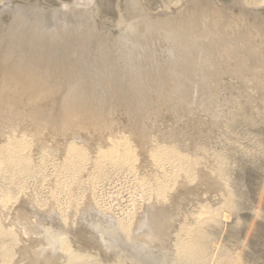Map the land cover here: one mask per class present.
<instances>
[{"label":"rangeland","instance_id":"1","mask_svg":"<svg viewBox=\"0 0 264 264\" xmlns=\"http://www.w3.org/2000/svg\"><path fill=\"white\" fill-rule=\"evenodd\" d=\"M22 1L28 0H18ZM37 1L48 7L61 0ZM210 1L225 12V24L215 27L217 38L224 34L223 28L229 37L256 22L262 29L258 41L264 45V0H245L239 5L235 0ZM119 2L123 13L134 11L132 15L121 14L129 17L126 21L119 19ZM91 3L95 13L91 19L102 32L113 38H136L141 43L146 39L151 48L159 45L156 47L161 49L158 41L163 37L156 31L151 33L149 20L156 26L171 27L165 17H173L183 0ZM245 11L253 13V22ZM0 48L1 54L4 47ZM13 53L15 60L19 53ZM242 58L245 74L261 67L254 65L258 57L251 50H243ZM154 60L141 63L138 75L144 86L134 88L137 90L130 95L133 103L121 90L112 93L108 88L109 99L103 110L97 107L101 113L96 114H102L98 120L102 125L112 121L115 126L102 139L91 130L72 136L69 144L85 153L83 162H66L68 144L48 131L36 135L23 125L9 135L24 140L18 151L27 162L16 166L5 161L0 167V264H46L34 262L36 251L53 253L55 264H139L126 250L132 251L135 243L149 248L147 239L160 210L167 214L163 239L156 250L162 256L161 264H264V77L258 78L260 85L240 84L230 74V60H221L215 64L220 76L215 83L224 88L216 84L208 87L201 80L198 87L207 90L193 89L186 96V86L179 91L177 85L167 82L164 96H158L152 87L153 73L163 64ZM140 98L145 100L143 104H139ZM84 113L82 110L77 115ZM2 136L1 149L9 143ZM121 138L127 140L128 152L120 146L113 161L99 159L100 152L110 149V141ZM156 149L162 153L158 162L151 157ZM182 188L195 192L177 199L175 194L179 197ZM19 208L28 212L25 226L32 239H42L43 245L36 247L23 234L15 218ZM151 215L150 230L145 219ZM121 227H127V232ZM74 230L89 232L101 246L71 235L69 231ZM182 239L202 244L195 258L175 251Z\"/></svg>","mask_w":264,"mask_h":264},{"label":"bare ground","instance_id":"2","mask_svg":"<svg viewBox=\"0 0 264 264\" xmlns=\"http://www.w3.org/2000/svg\"><path fill=\"white\" fill-rule=\"evenodd\" d=\"M30 1L32 2L0 0V46L4 47V52L0 54V132L2 131L0 136L3 134L5 140H9L6 146L0 148V167L5 161H10L16 166L26 164L27 159L18 151L25 145H23L24 140H18L19 136L17 139L9 137L18 127L22 126L23 129V125L30 127L32 134L39 135L42 131H48L52 137L64 139L66 145L68 144L66 162L70 164L83 162L86 158L85 153L77 146L69 144L72 136H83L81 132L91 130L97 133L99 139H102L103 134L115 126L109 120L103 125L98 121L102 118V114L97 107L104 109L109 99L108 88H112V93L121 90L133 103L130 95L137 90L134 88L144 86L143 79H140L138 75V71L143 68L141 63L144 60L154 58L153 62L163 64L162 67H158L156 74L153 73L155 83L152 87L158 96H164L163 90L167 82H170L169 85L171 84L172 87L177 85L179 91L186 86V96H189L188 93H191L193 89L199 91L201 89L205 92V87H198L201 80L208 87L216 84L219 88H224L219 83H215L216 77H220L214 70L217 68L215 64L221 60H230L228 61L231 65L230 74L240 84L252 82L260 85L258 78L264 77V45L258 41L262 29L256 22L251 21L254 16L249 11H245V14L254 23L253 27L249 29L245 27V30L229 37L223 28L224 34L217 38L219 33L215 32V27L225 24V12L210 0H183L173 17H165L168 22L166 24L171 27L163 28L160 24L156 26L153 20H149L147 27L151 33L156 31L163 37L158 41L161 49H157L156 46L159 45L151 48L146 39L141 43L136 38L125 36L113 38L102 32L103 29H99L91 19L95 14L93 3H91L93 0H61L60 3H51L48 7L44 2ZM235 1L239 5L245 0ZM90 3L92 6L87 7ZM97 4L99 7L102 6L101 3ZM116 8L119 10L120 21L129 18L126 15L122 17L121 14L132 15L134 12L123 13L120 2ZM155 20L162 21L160 18ZM217 20L219 22L216 24ZM150 36L154 40V35L150 34ZM220 39L230 41L222 43ZM242 49L257 53L258 62L254 65L261 67L254 68L245 74L244 65L240 62L243 59ZM13 52L19 53L15 60H13ZM185 52L188 56L190 54V57ZM201 74L202 77H200ZM249 77L253 79L249 81ZM140 101L142 102L139 104H143L145 100L140 98ZM56 109L58 112L53 115ZM82 110L85 112L84 115H77ZM90 111L95 112L89 113ZM98 111L99 115L96 114ZM5 116H8V119H5ZM43 123L44 125H41ZM4 129L8 130V133L5 132L6 135H4ZM110 142V149L100 152L99 159L113 161L118 147H126V152L130 149L125 138ZM161 156L162 153L157 149L151 153L155 162H158ZM184 162L181 159V163ZM194 192V189L182 188L178 192L179 197L176 194L175 196L177 199L187 198ZM15 216L16 221L22 225L23 234L30 238L29 241L36 247L43 245L42 239H36V237L32 239L30 229L25 226L28 212L19 208ZM166 218L165 211L160 210L157 215L158 222L150 238L147 239L150 242L149 248H140V245L137 246L135 243L132 251L126 250L127 255L136 257L139 264H161L162 256L157 254L156 250L163 239ZM153 219V215L145 219L150 230ZM121 230L127 232L128 228L121 227ZM69 233L80 237L83 241L95 242L101 246L98 238L91 236L89 232L74 230ZM197 238L202 239L201 236ZM116 243L117 240L114 244ZM201 247L202 244L196 240L185 243L182 239L178 241L174 249L178 254L191 259L197 256ZM101 248L107 255L106 250ZM111 251L113 253L115 250ZM64 252H68L65 247ZM52 254L36 251L33 257L34 262L55 264L56 257L54 258Z\"/></svg>","mask_w":264,"mask_h":264}]
</instances>
